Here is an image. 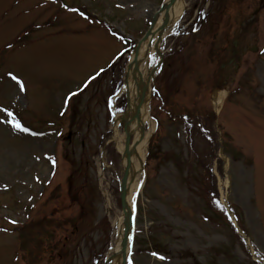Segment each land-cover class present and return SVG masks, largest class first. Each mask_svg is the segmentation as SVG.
I'll return each mask as SVG.
<instances>
[{
	"label": "rangeland",
	"instance_id": "1",
	"mask_svg": "<svg viewBox=\"0 0 264 264\" xmlns=\"http://www.w3.org/2000/svg\"><path fill=\"white\" fill-rule=\"evenodd\" d=\"M165 1L0 0V264H107L119 93ZM161 50L126 264H264V0H185Z\"/></svg>",
	"mask_w": 264,
	"mask_h": 264
},
{
	"label": "bare ground",
	"instance_id": "2",
	"mask_svg": "<svg viewBox=\"0 0 264 264\" xmlns=\"http://www.w3.org/2000/svg\"><path fill=\"white\" fill-rule=\"evenodd\" d=\"M169 1V0H168ZM185 0H176L164 11L154 26L152 38L148 39L138 50L137 55H132L129 63V69L126 73L125 83L119 93V97L125 95L128 99V107L123 115L117 116V124L113 129V139L116 141L117 149L122 155L123 167L128 169L126 178V207L130 211V215H136L135 203L139 192V182L143 163L145 162L146 150L148 147V138L154 130V124L148 110L150 101V85L154 78L155 71L149 70V63L155 55L161 57V45L164 41L167 31L163 32L164 21L167 19L170 26L177 24L183 14ZM224 94L215 93L212 97L213 104L220 106L223 102ZM119 117V118H118ZM121 123L124 129L125 139L127 134L133 137V141L126 140L123 143V135L118 131ZM148 128V129H146ZM142 168V169H141ZM132 212V214H131ZM127 215V210L125 209ZM126 216L117 218L114 222V243L111 253L108 256L107 264H122V242L125 238ZM135 227L132 226L128 232L127 238L132 240Z\"/></svg>",
	"mask_w": 264,
	"mask_h": 264
},
{
	"label": "water",
	"instance_id": "3",
	"mask_svg": "<svg viewBox=\"0 0 264 264\" xmlns=\"http://www.w3.org/2000/svg\"><path fill=\"white\" fill-rule=\"evenodd\" d=\"M176 0H169L161 9L158 10V13L156 14V16L154 17V20L152 22V25H155L156 21H157V18H158V15L164 11H167L169 8V6L173 5L175 3ZM169 26V21L166 19L164 21V29L165 30L167 27ZM152 29H150V31L147 33V35H145V37L143 38L142 42L139 43L137 45V48L135 50V55H137L138 53V50L140 49V47L142 46V44L150 37L152 36ZM129 140H130V137L129 135L127 134V139H126V144L129 143ZM127 171H124V177H123V180H122V186H121V201H122V207H123V212H124V215L126 216V220H125V225H124V231H125V238L122 242V264H125V261H126V252H127V248H128V245H129V241H128V238H127V235H128V232L130 230V228L132 227V224H133V217L129 214L130 211L129 209L126 207V202H125V197H126V178H127ZM125 209L127 210V215L125 214Z\"/></svg>",
	"mask_w": 264,
	"mask_h": 264
},
{
	"label": "snow or ice",
	"instance_id": "4",
	"mask_svg": "<svg viewBox=\"0 0 264 264\" xmlns=\"http://www.w3.org/2000/svg\"><path fill=\"white\" fill-rule=\"evenodd\" d=\"M15 79V78H14ZM12 114L11 113H8V116H11ZM14 127L16 128V129H18V130H24V129H22V127H21V125L19 124V123H16V124H14Z\"/></svg>",
	"mask_w": 264,
	"mask_h": 264
}]
</instances>
